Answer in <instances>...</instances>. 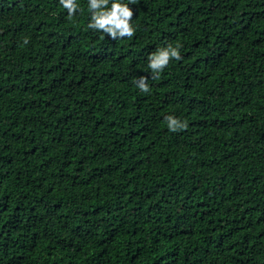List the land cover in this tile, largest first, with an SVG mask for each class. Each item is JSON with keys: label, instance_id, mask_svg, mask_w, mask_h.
I'll return each instance as SVG.
<instances>
[{"label": "trees", "instance_id": "trees-1", "mask_svg": "<svg viewBox=\"0 0 264 264\" xmlns=\"http://www.w3.org/2000/svg\"><path fill=\"white\" fill-rule=\"evenodd\" d=\"M77 3L0 0V264H264V0Z\"/></svg>", "mask_w": 264, "mask_h": 264}, {"label": "clouds", "instance_id": "clouds-1", "mask_svg": "<svg viewBox=\"0 0 264 264\" xmlns=\"http://www.w3.org/2000/svg\"><path fill=\"white\" fill-rule=\"evenodd\" d=\"M59 3L67 10L69 20L76 16L78 11H83L77 0H59ZM132 4H137V0H88V9L91 15L87 27L102 32L112 40L131 39L136 32L133 23L135 12L130 7ZM24 43L28 44L29 40L25 39ZM181 48L182 44L180 43H176L175 46L168 43L149 55L148 68L151 70L152 79H159L160 73L172 60L182 59ZM148 79V76H141L135 81L136 86L144 93L150 92ZM165 119L171 132L185 130L188 127L186 120L182 121L173 115H168Z\"/></svg>", "mask_w": 264, "mask_h": 264}]
</instances>
